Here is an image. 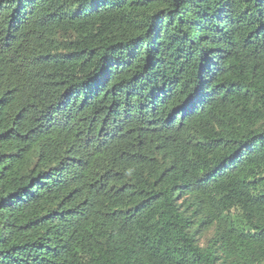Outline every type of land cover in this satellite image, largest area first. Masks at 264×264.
I'll return each mask as SVG.
<instances>
[{
    "label": "trees",
    "instance_id": "1",
    "mask_svg": "<svg viewBox=\"0 0 264 264\" xmlns=\"http://www.w3.org/2000/svg\"><path fill=\"white\" fill-rule=\"evenodd\" d=\"M0 264H264V0H0Z\"/></svg>",
    "mask_w": 264,
    "mask_h": 264
}]
</instances>
